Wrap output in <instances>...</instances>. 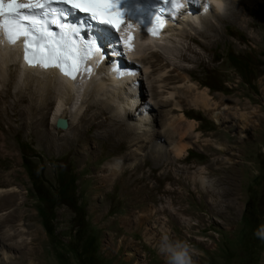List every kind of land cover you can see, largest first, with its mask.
Wrapping results in <instances>:
<instances>
[{
  "label": "rangeland",
  "instance_id": "rangeland-1",
  "mask_svg": "<svg viewBox=\"0 0 264 264\" xmlns=\"http://www.w3.org/2000/svg\"><path fill=\"white\" fill-rule=\"evenodd\" d=\"M232 1L224 0L228 7ZM237 7L249 25L220 22L207 10L222 40L209 51L192 42L203 58L181 62L175 71L166 64L170 78L160 76L158 68L153 89L144 65L133 61L154 116L139 138L124 139L96 127L65 132L48 124L55 144H74L49 150L41 142L44 132L21 122L11 109L13 98L0 99V131L8 127L7 115L13 126L6 140L0 138V188L17 190L15 202L0 208V218L8 217L9 225L26 231L15 248L2 244L5 236L0 231V264H80L68 247L76 214L56 200L58 184L71 185L72 180L76 205L87 224L83 237H95L102 264H169L161 248L178 241L190 246L194 264H264V239L256 235L264 227V0L247 2L246 10L242 3ZM190 31L204 41L198 31ZM183 33L174 38L175 46L190 42ZM204 93L209 98L206 108L198 98ZM135 119L131 115L128 121L135 124ZM180 120L187 127L193 123L195 131L179 129L185 133L182 140L161 134L170 128L176 133ZM151 130L159 139L151 141ZM178 146L184 150L180 158L175 155ZM159 148L167 153L166 161L156 154ZM118 160L121 165L112 173L107 164ZM49 215L53 237L43 225ZM16 239L5 242L16 244Z\"/></svg>",
  "mask_w": 264,
  "mask_h": 264
},
{
  "label": "bare ground",
  "instance_id": "bare-ground-1",
  "mask_svg": "<svg viewBox=\"0 0 264 264\" xmlns=\"http://www.w3.org/2000/svg\"><path fill=\"white\" fill-rule=\"evenodd\" d=\"M197 1H182L183 7L174 10L168 18V24L163 31V36L143 35L135 27L130 29L124 27L119 36L127 38L131 32L134 37L131 50L127 48V45H124L128 50L127 55L132 58H130L131 61L127 65L132 68L131 71L134 75H126L124 77L110 76V64L108 62L110 58L108 56L105 59L93 57V60L90 61L92 72L81 73L77 79L72 80L56 69L31 67L23 58L20 61L17 44L13 45L3 41L0 43V99L13 98V101L9 104L11 109L15 113L20 114L21 122L39 132H44L43 138L45 139L41 142L49 150L65 144H73V142H67L59 145L52 141L51 133L50 131L48 132L46 126L49 124L50 128L56 129L55 120L58 117H66L68 125L67 128L63 129L65 132L73 130L75 133H83L92 127H96L97 129L106 130L109 134L121 135L124 139L139 138L143 134L138 135L142 127L147 125L149 119L153 120L154 116L150 101H146L143 97L142 89H140V68L133 61L138 60L144 65L145 73L150 79V88L153 89L155 85L152 77L154 71L158 68L162 71L160 76L170 78L173 74H171L172 72L166 73V64L168 66L173 65L175 69H172V71H175L179 70L176 67L180 68L181 62H197L203 58V54L192 42L198 43L209 51L213 45H218L222 40V34L219 32L220 28L209 20L208 12H214L220 22H224L227 19L235 23L247 21L246 23L248 24L243 11L238 9L237 5L242 3V8L246 10L245 4L255 0H239V2L234 0L229 7L224 0H204L199 4H197ZM207 10L209 11L207 12ZM181 24H184V30H181L183 28ZM198 26L204 27L199 29ZM189 29L198 31L204 41H199L195 35H191L192 31L187 32ZM181 32H184V38L189 39L190 42L183 47L175 46L174 38ZM170 54L173 56L171 57ZM113 56L115 54H111V57ZM121 58L125 60L124 56H121ZM150 68L152 69L150 70ZM180 70L186 71L184 68ZM198 98L201 100L202 106L208 107V94L204 93ZM136 102H138L137 105H135ZM159 103L156 102L155 104L158 105ZM7 108L9 109L8 106ZM108 114L109 116H107ZM131 115L136 118L135 124L128 121ZM4 122L7 123L8 127L1 129L0 138L6 140L13 132V126L11 125L12 116L7 115ZM175 125L177 126L176 133L175 130L170 128L165 129L161 134L168 139H173V134H175L182 140L185 138V133L178 132L179 129L181 131L183 130L182 128H187V130L193 129L195 131L193 123H190L187 127L188 124L180 120ZM152 130L150 134V136H153L151 141L156 138L159 139L160 135L155 136L157 132ZM149 131L147 130V132ZM49 138L51 141H48ZM154 148H157V144ZM161 149L159 148V152H156V154L158 156L161 155L159 159L166 161L168 158L165 154L167 153L164 152L165 154H163ZM183 151V148L178 146L175 151L176 157L180 158ZM152 152L154 153L155 149H152ZM115 162V164L112 162L107 164L112 173H116V168L121 165V161ZM197 183L201 186L205 185L202 179H198ZM207 190L210 189L207 187ZM16 192V188H0V208L2 205H10L15 202L17 199ZM212 192L211 189L206 191V194L211 195ZM15 226L14 224L9 225L8 217L0 218V231L4 230V240L14 242L17 238L16 244L2 241V244H8L11 248L21 245L22 241L21 239L18 240V238L26 232L22 226L21 229L15 228ZM6 227H8L7 230L5 229ZM8 230L9 234L7 233Z\"/></svg>",
  "mask_w": 264,
  "mask_h": 264
},
{
  "label": "snow or ice",
  "instance_id": "snow-or-ice-1",
  "mask_svg": "<svg viewBox=\"0 0 264 264\" xmlns=\"http://www.w3.org/2000/svg\"><path fill=\"white\" fill-rule=\"evenodd\" d=\"M133 0H0V38L15 45L22 43L24 59L31 67L56 69L72 80L81 73H91L93 57L123 55V46L133 48V35L117 36L121 50L101 45L115 30L121 31L125 16L139 19L130 4ZM167 6V7H164ZM139 7V6H138ZM183 7L182 0H158L152 14L154 23L146 32L155 36L165 27V13ZM143 24V21H140ZM131 28L132 24H127ZM83 33V34H82ZM0 39V43L3 42ZM98 40L100 44H98ZM98 62V61H97ZM112 70L120 77L134 75L119 61Z\"/></svg>",
  "mask_w": 264,
  "mask_h": 264
},
{
  "label": "trees",
  "instance_id": "trees-1",
  "mask_svg": "<svg viewBox=\"0 0 264 264\" xmlns=\"http://www.w3.org/2000/svg\"><path fill=\"white\" fill-rule=\"evenodd\" d=\"M31 151L32 149L30 150V152ZM24 164L28 168L29 176L34 186V190H36L38 195L41 197L42 192H40V190L37 188L36 176L30 170L31 165L27 161H25ZM72 184H74V180L71 181V185ZM71 185L66 181L60 182L58 184V189L56 190V200L70 206L76 214L74 224L76 229L73 235V241L68 243V247L71 252L75 253L80 264H102L101 258L96 254L98 246L96 244L95 237L89 234H87L85 238L83 237L87 231V224L84 223L85 220L80 207L76 205L74 189H71ZM63 187L65 188L63 189ZM70 189L71 192L69 191L70 195H68V190ZM45 195H47V193ZM43 200L47 202L48 198H44ZM51 215H49V217L43 221V225L48 236L53 237L54 229L52 224L49 223V221H51L52 219ZM83 238L84 240L82 242V245L80 246V248H78L77 245Z\"/></svg>",
  "mask_w": 264,
  "mask_h": 264
},
{
  "label": "clouds",
  "instance_id": "clouds-1",
  "mask_svg": "<svg viewBox=\"0 0 264 264\" xmlns=\"http://www.w3.org/2000/svg\"><path fill=\"white\" fill-rule=\"evenodd\" d=\"M256 235L264 239V227H261ZM162 252L168 254L169 264H194L192 259L190 246L183 241H178L172 244L163 245Z\"/></svg>",
  "mask_w": 264,
  "mask_h": 264
},
{
  "label": "water",
  "instance_id": "water-1",
  "mask_svg": "<svg viewBox=\"0 0 264 264\" xmlns=\"http://www.w3.org/2000/svg\"><path fill=\"white\" fill-rule=\"evenodd\" d=\"M67 125H68V122H67L66 118L58 117L55 120V127L56 128L65 129V128H67Z\"/></svg>",
  "mask_w": 264,
  "mask_h": 264
}]
</instances>
